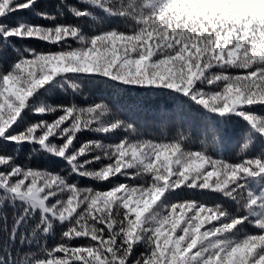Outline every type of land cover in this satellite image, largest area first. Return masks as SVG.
Listing matches in <instances>:
<instances>
[{
	"label": "snow or ice",
	"instance_id": "1",
	"mask_svg": "<svg viewBox=\"0 0 264 264\" xmlns=\"http://www.w3.org/2000/svg\"><path fill=\"white\" fill-rule=\"evenodd\" d=\"M102 89L169 97L238 159L141 136ZM0 143V264H264V0H0Z\"/></svg>",
	"mask_w": 264,
	"mask_h": 264
},
{
	"label": "trees",
	"instance_id": "2",
	"mask_svg": "<svg viewBox=\"0 0 264 264\" xmlns=\"http://www.w3.org/2000/svg\"><path fill=\"white\" fill-rule=\"evenodd\" d=\"M70 2L75 3V0H70ZM55 3L56 0H41V8L50 12L55 11ZM19 19H24L29 22L39 24L49 23L48 21L40 20L30 11L17 13L15 16L10 18L9 22L12 23ZM66 19L69 22H77L73 21L71 15H67ZM29 44L30 46L35 47L37 49H46L47 47H49L46 44L35 41L29 42ZM100 97H103L105 102L110 103L111 106H114L116 109L122 111L130 121L135 122L138 127L139 133L145 138L164 139L165 137H167L169 139H174L180 134L191 138L193 131L196 130L198 138L196 140L190 139L189 146L193 147L194 149L202 150L206 145H208L209 152H215V146L211 145L210 141L199 137L198 129L200 124V117L198 114L194 113L192 115L191 120L189 122L192 126H189V124H184V126L181 127L184 122L174 118L169 119V117L172 115V110L175 108V106L169 108V111L165 113V108L171 105V99L167 96H144L137 94L135 91L128 92L127 90L117 94L116 92L110 91L108 89H102L99 91H94L90 99H97V101L99 102L98 98ZM228 132L235 139H239V126L234 125L230 129H228ZM89 138L91 137L82 136L81 140L83 141ZM222 146L224 148V158L238 159V157L235 155V153L238 151L235 141ZM14 148L15 146L13 144L0 143V151H4L11 154L13 153ZM28 151V147L25 146V148L19 153L18 163L28 162L26 160ZM215 154L216 156H218L216 152ZM37 163L41 168H47L48 170H51L53 172H61V170L66 167V165L61 160L52 157H44L41 158L39 161H33V166H36ZM80 185L96 188H104L108 186L104 183H96L90 180H81ZM180 198L202 199L208 203H212V201L215 199L213 194L201 195L200 193L195 192L194 190L189 192H182ZM55 242L56 240L51 238L48 241L49 245Z\"/></svg>",
	"mask_w": 264,
	"mask_h": 264
},
{
	"label": "rangeland",
	"instance_id": "3",
	"mask_svg": "<svg viewBox=\"0 0 264 264\" xmlns=\"http://www.w3.org/2000/svg\"><path fill=\"white\" fill-rule=\"evenodd\" d=\"M216 150L218 151V153H219V156H220V149H218V148H217Z\"/></svg>",
	"mask_w": 264,
	"mask_h": 264
}]
</instances>
